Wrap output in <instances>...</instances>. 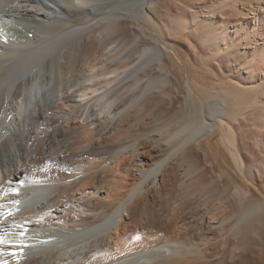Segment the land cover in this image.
I'll return each mask as SVG.
<instances>
[{
  "label": "bare ground",
  "instance_id": "obj_1",
  "mask_svg": "<svg viewBox=\"0 0 264 264\" xmlns=\"http://www.w3.org/2000/svg\"><path fill=\"white\" fill-rule=\"evenodd\" d=\"M0 210L19 264H264V0H0Z\"/></svg>",
  "mask_w": 264,
  "mask_h": 264
},
{
  "label": "rangeland",
  "instance_id": "obj_2",
  "mask_svg": "<svg viewBox=\"0 0 264 264\" xmlns=\"http://www.w3.org/2000/svg\"><path fill=\"white\" fill-rule=\"evenodd\" d=\"M169 6V4H167V9H165V11H167V12H170L172 9H173V7H172V5L170 4V6ZM55 8H56V6H54ZM53 7V8H54ZM81 19L82 18H80V20H79V24L78 23H72L71 22V20H68L67 22H65V23H67V24H72L69 28H72L73 26H81V24H82V26H83V24H85L86 22H85V20L84 19H82V21H81ZM81 21V22H80ZM83 21H84V23H83ZM198 23H200V21H199V19H198V21H197ZM74 24V25H73ZM76 24V25H75ZM197 26H199V24H196ZM69 26V25H68ZM19 28V27H18ZM175 36H177V35H175ZM185 36V37H184ZM187 36H188V34L187 33H183L181 36L179 35V37L177 36V38H179V39H177L176 38V40H175V37L174 38H172V40L170 39L169 40V42L170 43H172L176 48H179L180 50H185L186 52V54L188 55V56H191V55H193V58L191 59V62H194V60H195V62L193 63V66L195 67V69H197V68H199V67H204L205 69H208L209 67H210V64H211V62H206L205 64H204V62H203V60H200V55H202V48H200L199 47V45L197 44V42H191V39H187ZM182 37V38H181ZM182 39V40H181ZM185 39H187V40H185ZM188 41L189 42H191V43H194V44H191V45H193V46H191V45H188V46H190L191 48H193V50L195 49L196 50V52H195V50H194V52H190L191 53V55H190V53L188 52V51H190V50H188V47H187V45H186V43L188 44ZM179 42H181L180 44H179ZM183 42H185V43H183ZM185 44V45H184ZM178 45V46H177ZM195 45V46H194ZM181 47V48H180ZM187 49V50H186ZM211 51L212 50H206L205 51V55H207V56H211ZM210 52V53H209ZM152 54V51L149 53H147V54H145V57H146V55H151ZM196 54V56H194ZM199 58H198V57ZM196 57V58H195ZM99 60H97V61H95V63H94V65H95V71L94 72H100L101 70H102V68H104L105 70L107 69L106 67H108V65L107 64H104L103 62L102 63H100V62H98ZM211 61H213V60H211ZM216 61V58H215V60H214V62L213 63H216L215 62ZM99 64V65H98ZM169 64V66H170V71H171V69H173V67H172V65L170 64V63H168ZM204 64V65H203ZM207 64V65H206ZM106 66V67H105ZM174 67L176 68V69H179V68H181V64L179 63V62H177L175 65H174ZM197 67V68H196ZM103 69V70H104ZM98 70V71H97ZM100 70V71H99ZM169 71V69H168V71L167 72H165V71H163L164 72V74H163V72L161 73V70H158V69H156V71L154 70V71H152L151 73L150 72H147L150 76L152 75V77H150V76H148V74L146 75V77H147V81H148V79H150V78H159V77H165L166 76V74L167 73H169L170 72ZM180 72V71H179ZM154 74V75H153ZM161 74H163V75H161ZM220 76V75H219ZM224 77V75L222 74L220 77ZM107 77H110V78H106V79H104L103 81H102V79L101 80H99L98 81V84H102V86L104 85V82L106 83V82H108L109 80H111L112 78V75H110V76H108L107 75ZM183 78L185 79V76H183ZM182 78V79H183ZM230 78V75H228L227 76V79L226 80H228ZM143 80H144V77L142 78ZM146 79V78H145ZM180 80V84L182 83V81H183V83H184V79L183 80ZM210 79V78H209ZM106 80V81H105ZM143 80H142V82H141V84H140V86H139V89L138 90H140L141 91V89L143 88V86H145L147 83V81L146 80H144L145 81V83L143 82ZM211 81H213L212 80V78L210 79ZM103 83H102V82ZM183 83L180 85L181 87H177V90L176 91H184V90H182L183 89V87H184V85H183ZM248 83V82H247ZM98 84H97V86H96V82H95V87L97 88L98 87ZM101 84H100V88H102L101 87ZM144 84V85H143ZM137 86V87H138ZM179 86V85H178ZM137 87H135V88H137ZM215 86H213V85H211V87H209L210 89L211 88H214ZM134 88V90L133 91H137V89H135ZM163 88V90H161ZM162 88L161 89H159V90H157V91H169V89H170V87L169 86H167L166 84L165 85H163L162 86ZM98 90H99V88H97ZM166 89V90H165ZM179 89V90H178ZM101 90V89H100ZM102 90H103V88H102ZM252 113V112H251ZM251 113H249V115H251Z\"/></svg>",
  "mask_w": 264,
  "mask_h": 264
},
{
  "label": "snow or ice",
  "instance_id": "obj_3",
  "mask_svg": "<svg viewBox=\"0 0 264 264\" xmlns=\"http://www.w3.org/2000/svg\"><path fill=\"white\" fill-rule=\"evenodd\" d=\"M13 192H17L18 190H13ZM14 203H19L18 201H14ZM13 217V212L12 211H7L4 212L0 210V231H3V223L6 222L7 220L11 219ZM20 227V231L18 232V236L20 239L18 241H12V240H6L3 236H0V247H8V248H14L15 250L11 251L9 255L13 258L16 259V264H19V259L18 257L24 255V250L25 248L30 247L26 240L25 237H27L28 232L30 231V228L27 226V221H25L23 226H18ZM0 264H9L7 260H0Z\"/></svg>",
  "mask_w": 264,
  "mask_h": 264
}]
</instances>
